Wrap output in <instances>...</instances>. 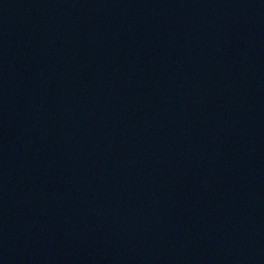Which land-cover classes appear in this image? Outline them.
<instances>
[{
	"label": "water",
	"instance_id": "obj_1",
	"mask_svg": "<svg viewBox=\"0 0 264 264\" xmlns=\"http://www.w3.org/2000/svg\"><path fill=\"white\" fill-rule=\"evenodd\" d=\"M0 264H264V0H0Z\"/></svg>",
	"mask_w": 264,
	"mask_h": 264
}]
</instances>
